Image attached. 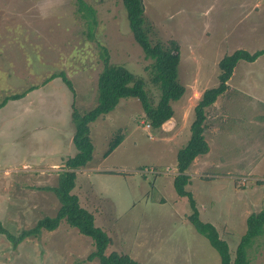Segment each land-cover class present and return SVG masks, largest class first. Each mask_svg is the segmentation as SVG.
Segmentation results:
<instances>
[{
  "label": "rangeland",
  "instance_id": "374dc122",
  "mask_svg": "<svg viewBox=\"0 0 264 264\" xmlns=\"http://www.w3.org/2000/svg\"><path fill=\"white\" fill-rule=\"evenodd\" d=\"M82 1L92 9L91 29L75 0H0V102L25 91L0 108V219L14 234L59 207L45 187L57 185L76 152L71 111L95 105L103 48L111 64L144 79L152 103L159 97L122 1ZM141 2L154 40L178 45L185 92L159 129L149 126L137 98L121 99L92 122L93 157L77 170L72 193L112 238L106 253L123 252L141 264H220L189 221L187 198L174 190L176 153L189 139L203 91L218 84L219 60L237 49L264 48V0ZM226 85L205 108L209 150L190 164L186 189L200 220L216 228L234 259L246 218L264 210V55L238 61ZM118 131L123 141L102 157ZM92 249L88 236L62 222L16 248L0 235V264H99L87 259ZM247 255L249 264H264V235Z\"/></svg>",
  "mask_w": 264,
  "mask_h": 264
},
{
  "label": "trees",
  "instance_id": "16d2710c",
  "mask_svg": "<svg viewBox=\"0 0 264 264\" xmlns=\"http://www.w3.org/2000/svg\"><path fill=\"white\" fill-rule=\"evenodd\" d=\"M121 1L135 42L141 47L145 58L151 60L147 69L151 83L159 91L158 100L156 103H152L149 93L145 89L144 79L134 75L122 65L111 64L108 61L107 52L104 48L102 49L100 56L103 60V67L97 79L96 103L83 112H79L75 108L71 111L70 120L74 129L72 143L76 152L66 159L65 166L59 173L57 185L45 187V189L56 195L59 207L55 215L40 218L32 227L22 229L18 234L9 231L0 219V235H3L9 241L13 248H16L20 242L27 238L38 237L43 230H55L63 222L92 240L93 249L87 256L88 260H97L99 264H141L123 252L111 251L106 253L112 238L105 230L95 225L94 215L83 207L78 196L72 193L75 187L77 170L85 167L93 157L94 147L90 136V124L92 122L112 111L121 99L137 98L149 126L159 129L166 120L173 116L172 103L178 101L185 92V88L178 78L179 48L177 43L171 40L167 44H163L158 40H154V32L144 18L139 0ZM75 3L78 10L83 12L82 16L85 17L91 29L95 24L94 18L91 17L92 9L85 5L82 0H75ZM261 55H264V48L254 52L237 49L231 54L224 55L219 60L218 84L203 91L193 109L194 118L189 127V139L176 153V175L173 178L174 190L178 196L187 198L191 211L188 219L217 251L220 264H249L248 248L254 238L264 235V210L251 213L246 218L245 232L236 246L235 257L232 259L228 243L219 236L216 228L211 223L200 220L196 201L192 193L186 189L187 184L190 182L187 170L194 158L206 154L209 150L204 138L205 108L212 105L217 97L224 93L227 88V81L238 61L253 62ZM58 76L62 77L67 87L72 90L71 83L64 75L61 73ZM55 77L54 75L50 78ZM35 88L37 87H29L30 90ZM24 94L25 91L4 97L0 102V108L9 100L19 99ZM123 139L124 135L119 131L116 132L109 140L102 157L106 158L110 155Z\"/></svg>",
  "mask_w": 264,
  "mask_h": 264
},
{
  "label": "water",
  "instance_id": "95a60500",
  "mask_svg": "<svg viewBox=\"0 0 264 264\" xmlns=\"http://www.w3.org/2000/svg\"><path fill=\"white\" fill-rule=\"evenodd\" d=\"M139 2H140V7L143 9V6H142V2H141V0H139ZM166 121H169V119L166 120ZM166 121H165V122H166ZM165 122H164V123H165Z\"/></svg>",
  "mask_w": 264,
  "mask_h": 264
}]
</instances>
